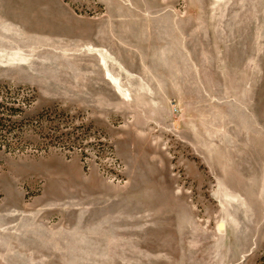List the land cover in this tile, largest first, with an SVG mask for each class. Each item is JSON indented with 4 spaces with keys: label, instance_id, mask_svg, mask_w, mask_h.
Wrapping results in <instances>:
<instances>
[{
    "label": "rangeland",
    "instance_id": "1",
    "mask_svg": "<svg viewBox=\"0 0 264 264\" xmlns=\"http://www.w3.org/2000/svg\"><path fill=\"white\" fill-rule=\"evenodd\" d=\"M0 106V264H264V0H0Z\"/></svg>",
    "mask_w": 264,
    "mask_h": 264
},
{
    "label": "trees",
    "instance_id": "2",
    "mask_svg": "<svg viewBox=\"0 0 264 264\" xmlns=\"http://www.w3.org/2000/svg\"><path fill=\"white\" fill-rule=\"evenodd\" d=\"M0 109H4V107H1V106H0ZM4 121H6V120L0 118V125H1V126H4V125H3V122H4Z\"/></svg>",
    "mask_w": 264,
    "mask_h": 264
},
{
    "label": "bare ground",
    "instance_id": "3",
    "mask_svg": "<svg viewBox=\"0 0 264 264\" xmlns=\"http://www.w3.org/2000/svg\"><path fill=\"white\" fill-rule=\"evenodd\" d=\"M228 194V193H227ZM234 196V195H233ZM233 203V202H232ZM241 206V205H240ZM246 208V207H245Z\"/></svg>",
    "mask_w": 264,
    "mask_h": 264
}]
</instances>
